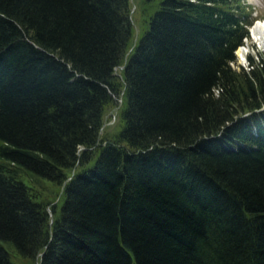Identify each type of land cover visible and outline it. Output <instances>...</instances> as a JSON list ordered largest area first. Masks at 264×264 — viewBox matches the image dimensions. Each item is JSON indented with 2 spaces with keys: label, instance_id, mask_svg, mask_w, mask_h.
Masks as SVG:
<instances>
[{
  "label": "trees",
  "instance_id": "16d2710c",
  "mask_svg": "<svg viewBox=\"0 0 264 264\" xmlns=\"http://www.w3.org/2000/svg\"><path fill=\"white\" fill-rule=\"evenodd\" d=\"M247 8L157 0L132 49L131 0H0V264H264Z\"/></svg>",
  "mask_w": 264,
  "mask_h": 264
},
{
  "label": "rangeland",
  "instance_id": "374dc122",
  "mask_svg": "<svg viewBox=\"0 0 264 264\" xmlns=\"http://www.w3.org/2000/svg\"><path fill=\"white\" fill-rule=\"evenodd\" d=\"M244 2L246 3V0H244ZM247 2L250 4L248 5L247 10L251 14L252 25L250 26V28H252L254 24L256 23L255 21L257 20L264 21V0H247ZM131 3H132V8H133V12L131 14L132 19H133L132 22L134 24V37H133L132 45L134 46V44L138 40V37L142 31V26H143V23L147 15L151 14L155 10L157 6V0H154V3H152L149 7L146 6V4L149 3L148 0H131ZM250 33H251V30H250ZM242 46L245 47L248 50V52L245 57H242L241 55L236 53L237 61L234 62L233 66L234 68H237V69H241L242 67H244L247 70V72H249L251 69V65L249 66L248 56L249 55L253 56L255 60L259 61L260 59L264 58V49L263 48L261 49V47H259L260 45H258L257 42L251 39V34L249 38L245 39V43ZM121 71H122V68L119 67L115 72L116 74L121 76ZM121 101L122 100H120V97L116 96L115 105H113L112 108H110L106 112L105 117H104V129L103 131H101V135L102 133L105 134L107 131L112 132V131L117 130L118 115L122 107ZM80 150H85V148L83 149L82 147V149ZM59 200H60V197L55 202L58 203ZM52 210L53 209L51 208L50 214L54 215ZM11 258L14 264H32L31 260L23 258L14 249H11ZM34 264H37V263L34 261Z\"/></svg>",
  "mask_w": 264,
  "mask_h": 264
},
{
  "label": "bare ground",
  "instance_id": "6f19581e",
  "mask_svg": "<svg viewBox=\"0 0 264 264\" xmlns=\"http://www.w3.org/2000/svg\"><path fill=\"white\" fill-rule=\"evenodd\" d=\"M251 39L260 45L261 49H264V21H258L252 28H251ZM249 48V46H248ZM250 50V49H249ZM248 50L245 47H240L237 50V53L242 57H245Z\"/></svg>",
  "mask_w": 264,
  "mask_h": 264
},
{
  "label": "water",
  "instance_id": "95a60500",
  "mask_svg": "<svg viewBox=\"0 0 264 264\" xmlns=\"http://www.w3.org/2000/svg\"><path fill=\"white\" fill-rule=\"evenodd\" d=\"M43 253H41L40 255H42Z\"/></svg>",
  "mask_w": 264,
  "mask_h": 264
}]
</instances>
